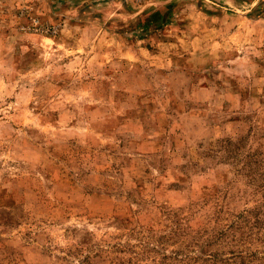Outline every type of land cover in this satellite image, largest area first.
<instances>
[{
    "label": "rangeland",
    "instance_id": "1",
    "mask_svg": "<svg viewBox=\"0 0 264 264\" xmlns=\"http://www.w3.org/2000/svg\"><path fill=\"white\" fill-rule=\"evenodd\" d=\"M0 264H264V0H0Z\"/></svg>",
    "mask_w": 264,
    "mask_h": 264
}]
</instances>
